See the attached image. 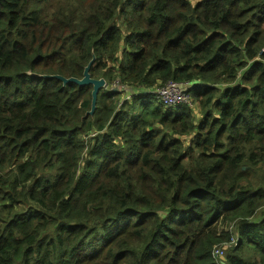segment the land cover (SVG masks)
Instances as JSON below:
<instances>
[{
    "label": "trees",
    "instance_id": "obj_1",
    "mask_svg": "<svg viewBox=\"0 0 264 264\" xmlns=\"http://www.w3.org/2000/svg\"><path fill=\"white\" fill-rule=\"evenodd\" d=\"M222 263L264 264V0H0V264Z\"/></svg>",
    "mask_w": 264,
    "mask_h": 264
},
{
    "label": "built area",
    "instance_id": "obj_2",
    "mask_svg": "<svg viewBox=\"0 0 264 264\" xmlns=\"http://www.w3.org/2000/svg\"><path fill=\"white\" fill-rule=\"evenodd\" d=\"M188 85L176 82H168L165 86L159 88L155 92V98L166 108L175 107L177 105H185L192 107V97L190 95ZM235 239H231L230 245H234ZM213 255L220 257L223 255L222 247H215Z\"/></svg>",
    "mask_w": 264,
    "mask_h": 264
},
{
    "label": "water",
    "instance_id": "obj_3",
    "mask_svg": "<svg viewBox=\"0 0 264 264\" xmlns=\"http://www.w3.org/2000/svg\"><path fill=\"white\" fill-rule=\"evenodd\" d=\"M93 63H94V58L85 67L84 72H83V77L80 80L74 79V78L65 79V78L60 77V76L54 77V78L60 80L63 83V85L73 83V84H76V85L81 86V87L82 86H89V85H91L93 87L91 110L89 112L90 115H92L94 110H95L96 101H97V94H98L99 90L106 86L105 81L103 79H92L91 78L89 71H90ZM190 89H191V87L189 88V90ZM113 91L115 92L116 89H114ZM222 264H224V263H222Z\"/></svg>",
    "mask_w": 264,
    "mask_h": 264
},
{
    "label": "rangeland",
    "instance_id": "obj_4",
    "mask_svg": "<svg viewBox=\"0 0 264 264\" xmlns=\"http://www.w3.org/2000/svg\"><path fill=\"white\" fill-rule=\"evenodd\" d=\"M154 97H155V96H154ZM155 100H156V99H155ZM156 101H157V100H156ZM191 109H192V111H194V110H195V109H197V108H196V106L194 105V106H192V108H191ZM196 113H198V111H197V110H196ZM220 257H222V256H220Z\"/></svg>",
    "mask_w": 264,
    "mask_h": 264
}]
</instances>
